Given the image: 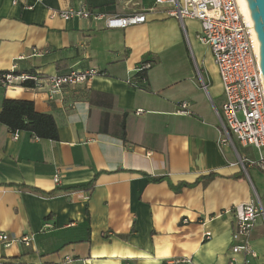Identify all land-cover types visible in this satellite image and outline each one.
Wrapping results in <instances>:
<instances>
[{
    "label": "crops",
    "instance_id": "obj_1",
    "mask_svg": "<svg viewBox=\"0 0 264 264\" xmlns=\"http://www.w3.org/2000/svg\"><path fill=\"white\" fill-rule=\"evenodd\" d=\"M17 1L0 0V71L95 75L53 98L45 87H0V110L6 99L31 101L53 118L58 136L38 139L0 124V233L32 238L0 247V264H264V217L249 238L257 258L231 251L230 211L256 197L264 210V180L233 165L234 149L218 143L224 96L197 39L199 23L175 19L173 6L155 0ZM84 7L144 13L146 22L108 30L103 20L51 17ZM185 38L196 51L187 83L173 63ZM142 62L151 67L137 82ZM91 182L90 191L66 192Z\"/></svg>",
    "mask_w": 264,
    "mask_h": 264
},
{
    "label": "built area",
    "instance_id": "obj_2",
    "mask_svg": "<svg viewBox=\"0 0 264 264\" xmlns=\"http://www.w3.org/2000/svg\"><path fill=\"white\" fill-rule=\"evenodd\" d=\"M17 2L12 0L14 5ZM155 4L173 6L169 14L181 22L191 20L199 23L197 39L211 55L224 96L219 115L221 132L218 143L234 149L236 161L233 165L239 166L245 174L248 168H256L264 174V81L259 66V44L253 27L249 25L240 9L238 0H155ZM55 16L62 20L75 17L103 20L108 30L126 29L146 22L144 13L125 17L106 16L93 14L85 7L82 10L52 11L51 17ZM150 67L149 63H141L135 72L142 75ZM93 75V71L72 70L64 75L45 77L38 73H15V67L12 66L6 72L0 71V87H45L49 98H53L66 87L88 84ZM129 84L131 85V81ZM202 87L206 89L204 83ZM180 109L181 114H188L186 103L180 104ZM141 113L139 110L136 115ZM233 140L241 147L255 150L256 158L237 154ZM53 181L58 183V175ZM230 212L234 219L232 253L256 259L257 254L249 238L257 219L264 217L259 198L235 205ZM203 238L209 240L211 234L206 232ZM31 241L32 238L28 235L13 239L5 233H0V247L6 249L14 243L29 246Z\"/></svg>",
    "mask_w": 264,
    "mask_h": 264
},
{
    "label": "trees",
    "instance_id": "obj_3",
    "mask_svg": "<svg viewBox=\"0 0 264 264\" xmlns=\"http://www.w3.org/2000/svg\"><path fill=\"white\" fill-rule=\"evenodd\" d=\"M142 79H144V75L139 74L137 82L141 81ZM0 124L4 125L11 133L23 131L30 133L33 137L38 139L50 141H57L58 139L57 129L53 118L48 114L36 112L33 102L31 101L10 99L4 100L0 110ZM163 180H165L163 177L150 178L151 182H160ZM184 186L190 187V185ZM92 188L93 182L87 185L72 187L66 192L75 193L80 191H90ZM20 191L37 194L42 197L54 196V193L47 195L39 194L27 188H20Z\"/></svg>",
    "mask_w": 264,
    "mask_h": 264
},
{
    "label": "water",
    "instance_id": "obj_4",
    "mask_svg": "<svg viewBox=\"0 0 264 264\" xmlns=\"http://www.w3.org/2000/svg\"><path fill=\"white\" fill-rule=\"evenodd\" d=\"M253 24L259 44V66L264 81V0H240Z\"/></svg>",
    "mask_w": 264,
    "mask_h": 264
},
{
    "label": "rangeland",
    "instance_id": "obj_5",
    "mask_svg": "<svg viewBox=\"0 0 264 264\" xmlns=\"http://www.w3.org/2000/svg\"><path fill=\"white\" fill-rule=\"evenodd\" d=\"M184 29L186 30V28H184ZM190 42H191V40H190ZM190 42H189V40L187 38H185V47H184V50L183 49H179V52H178L177 57L175 58V60H173V63H175V66L178 67L179 79L182 80V81L184 80L186 83L188 82V79H187V75H184V70L187 69V64L189 63V60H191L192 61V64H193L194 61H195V59H196V51H195L194 47L192 46V42L191 43ZM190 44H191V46H190ZM181 50H183L182 53H181ZM187 59H188V61H187ZM190 64L188 65V68H189ZM197 80L199 81V77L198 76H197ZM213 80H214V78H213ZM213 83H214V81H213ZM200 87H201V90L204 93L207 91V87H206V89H204L202 87V83L200 84ZM233 141H234L235 149L237 150L238 154L244 155L245 150L241 149L239 147V145L236 143L235 140H233ZM248 151H250V150H248ZM250 153H251L250 155H252V158H256V152H255V150L251 149V152ZM253 169H255V170H253ZM253 172L259 174L258 176L261 179L264 180V174L261 173V172H259L256 168H252V169H249L248 170V173L251 176H253Z\"/></svg>",
    "mask_w": 264,
    "mask_h": 264
},
{
    "label": "bare ground",
    "instance_id": "obj_6",
    "mask_svg": "<svg viewBox=\"0 0 264 264\" xmlns=\"http://www.w3.org/2000/svg\"><path fill=\"white\" fill-rule=\"evenodd\" d=\"M238 4H239V6H240V9H241L242 13H243L244 16L246 17L247 22L249 23V25H250L251 27H253V24H252L251 20L248 18V16L246 15V13H245V8L241 5L240 0H238Z\"/></svg>",
    "mask_w": 264,
    "mask_h": 264
}]
</instances>
